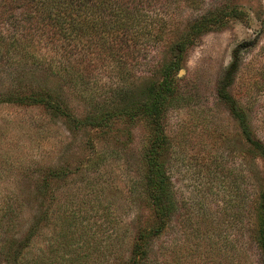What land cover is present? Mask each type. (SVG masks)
I'll use <instances>...</instances> for the list:
<instances>
[{
	"label": "rangeland",
	"instance_id": "1",
	"mask_svg": "<svg viewBox=\"0 0 264 264\" xmlns=\"http://www.w3.org/2000/svg\"><path fill=\"white\" fill-rule=\"evenodd\" d=\"M173 3V12L158 11L163 20L157 24L166 29L160 52L139 55L123 74L112 55L89 46L85 81L75 87L69 78L53 82L64 90L71 111L84 117L116 84H134L136 92L156 79L155 62L171 57L170 46L191 23L218 15L220 22L186 50L176 75L178 94L163 114V159L177 209L150 258L156 264H263L257 233L264 159L217 89L238 52L228 90L264 143V0ZM232 8L240 15L229 13ZM8 78L1 73L0 83ZM114 130L100 135L94 128H73L44 105L0 102V216H13L20 231L35 221V259L62 254L70 238L68 264H120L119 254L129 255L137 227L153 222L144 199L152 128L141 118L119 120ZM58 163L61 175L48 176ZM8 232L0 230V252Z\"/></svg>",
	"mask_w": 264,
	"mask_h": 264
},
{
	"label": "trees",
	"instance_id": "2",
	"mask_svg": "<svg viewBox=\"0 0 264 264\" xmlns=\"http://www.w3.org/2000/svg\"><path fill=\"white\" fill-rule=\"evenodd\" d=\"M173 5V0H0V74L6 73L9 77L0 83V102L44 105L73 128H94L100 135L115 133L114 125L119 120L128 124L142 118L152 128L151 143L145 153L144 199L154 220L137 227L129 255L119 254L120 264L146 261L156 264L150 258L151 249L177 209L163 159L167 148L163 114L178 94L176 75L186 50L221 19L218 15L195 19L185 35L170 46L171 57L155 62L152 73L158 75L156 79L139 86L136 92L134 84H116L110 96L103 103L96 102L93 106L96 110L84 117H77L71 111L64 90L55 87L53 81L69 78L74 87L85 81L83 60L89 46L100 47L105 56L112 55V62L115 67L121 66L123 74L139 55L160 52L166 29L157 24L163 20L158 11L173 12ZM229 13L240 15V10L232 8ZM238 67L237 52L220 80L217 93L238 117L249 145L264 159V143L252 134L246 115L228 90ZM53 168L48 176H60L62 164ZM258 224L257 244L264 264V192ZM3 228L9 231L4 238L5 248L0 252L3 264H68L71 261L72 253L67 249L74 244L70 238L65 240L66 250L62 254L51 252L42 258L33 257L30 247L37 229L35 221L20 231L13 216L7 213L0 216V230Z\"/></svg>",
	"mask_w": 264,
	"mask_h": 264
}]
</instances>
